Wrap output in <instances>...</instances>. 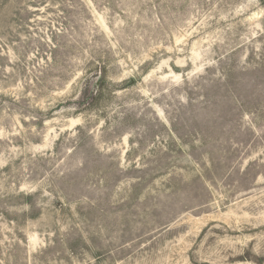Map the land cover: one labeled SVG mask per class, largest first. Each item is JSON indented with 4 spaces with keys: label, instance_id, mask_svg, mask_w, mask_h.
<instances>
[{
    "label": "rangeland",
    "instance_id": "1",
    "mask_svg": "<svg viewBox=\"0 0 264 264\" xmlns=\"http://www.w3.org/2000/svg\"><path fill=\"white\" fill-rule=\"evenodd\" d=\"M0 264H264V0H0Z\"/></svg>",
    "mask_w": 264,
    "mask_h": 264
}]
</instances>
